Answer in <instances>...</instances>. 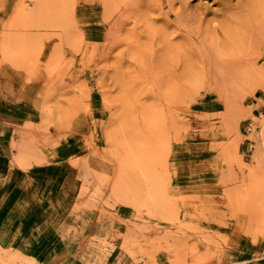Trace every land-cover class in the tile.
<instances>
[{
  "label": "rangeland",
  "instance_id": "1",
  "mask_svg": "<svg viewBox=\"0 0 264 264\" xmlns=\"http://www.w3.org/2000/svg\"><path fill=\"white\" fill-rule=\"evenodd\" d=\"M254 1L0 0V264H264Z\"/></svg>",
  "mask_w": 264,
  "mask_h": 264
},
{
  "label": "bare ground",
  "instance_id": "2",
  "mask_svg": "<svg viewBox=\"0 0 264 264\" xmlns=\"http://www.w3.org/2000/svg\"><path fill=\"white\" fill-rule=\"evenodd\" d=\"M252 2L253 0H222L221 7L212 12L213 18L210 20L205 19L207 12L191 7L188 0H148V5L150 9L153 8L155 11H158L167 20L171 17L174 18V25L176 27L186 25L189 21H206L208 24L213 22L217 23L216 26H220L229 20V13L232 8H237L240 5L247 6ZM111 41L114 40L111 39ZM251 65L253 68L258 69L255 63Z\"/></svg>",
  "mask_w": 264,
  "mask_h": 264
},
{
  "label": "built area",
  "instance_id": "3",
  "mask_svg": "<svg viewBox=\"0 0 264 264\" xmlns=\"http://www.w3.org/2000/svg\"><path fill=\"white\" fill-rule=\"evenodd\" d=\"M228 264V263H227Z\"/></svg>",
  "mask_w": 264,
  "mask_h": 264
},
{
  "label": "crops",
  "instance_id": "4",
  "mask_svg": "<svg viewBox=\"0 0 264 264\" xmlns=\"http://www.w3.org/2000/svg\"><path fill=\"white\" fill-rule=\"evenodd\" d=\"M39 174V173H38Z\"/></svg>",
  "mask_w": 264,
  "mask_h": 264
}]
</instances>
